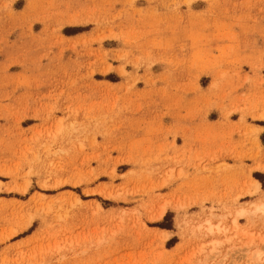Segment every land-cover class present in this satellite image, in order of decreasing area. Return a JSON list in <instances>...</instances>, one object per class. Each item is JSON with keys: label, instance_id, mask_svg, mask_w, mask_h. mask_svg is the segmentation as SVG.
I'll return each instance as SVG.
<instances>
[{"label": "rangeland", "instance_id": "obj_1", "mask_svg": "<svg viewBox=\"0 0 264 264\" xmlns=\"http://www.w3.org/2000/svg\"><path fill=\"white\" fill-rule=\"evenodd\" d=\"M262 200L264 0H0V264H264Z\"/></svg>", "mask_w": 264, "mask_h": 264}, {"label": "bare ground", "instance_id": "obj_2", "mask_svg": "<svg viewBox=\"0 0 264 264\" xmlns=\"http://www.w3.org/2000/svg\"><path fill=\"white\" fill-rule=\"evenodd\" d=\"M253 184L255 185V187L253 189L248 190L249 194L257 192L260 188V182L257 179H254ZM254 210L255 211H264V200L259 202L256 205V208ZM248 212H250V209L243 207V206L237 208V210H236L237 217L238 216H244V215L248 214ZM165 213H166V206L162 205L158 217H160V218L163 217V215ZM235 224H237L236 219H235ZM200 227H201V224H200ZM206 227L209 231H214L215 229L220 230L222 228L219 223H214L212 221H208ZM164 232H165L166 236L169 235L168 231H164Z\"/></svg>", "mask_w": 264, "mask_h": 264}]
</instances>
